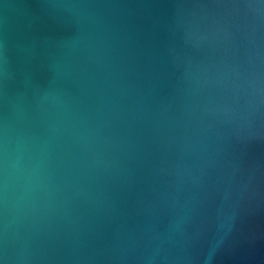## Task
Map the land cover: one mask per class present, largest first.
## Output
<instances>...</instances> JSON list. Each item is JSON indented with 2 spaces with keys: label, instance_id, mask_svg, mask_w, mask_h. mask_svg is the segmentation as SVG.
I'll list each match as a JSON object with an SVG mask.
<instances>
[{
  "label": "water",
  "instance_id": "1",
  "mask_svg": "<svg viewBox=\"0 0 264 264\" xmlns=\"http://www.w3.org/2000/svg\"><path fill=\"white\" fill-rule=\"evenodd\" d=\"M0 264H264V0H0Z\"/></svg>",
  "mask_w": 264,
  "mask_h": 264
}]
</instances>
